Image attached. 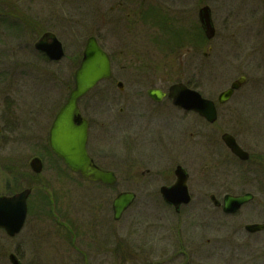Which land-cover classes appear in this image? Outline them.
Segmentation results:
<instances>
[{"label":"rangeland","instance_id":"374dc122","mask_svg":"<svg viewBox=\"0 0 264 264\" xmlns=\"http://www.w3.org/2000/svg\"><path fill=\"white\" fill-rule=\"evenodd\" d=\"M137 1L138 5L126 0H0V124L6 119L18 122L15 133L6 134V129H0V134H6L0 136V195L32 188L20 233L9 238L0 232V264H10L11 252L22 264H264V230L248 233L243 229L245 224L264 221L263 188L245 189L243 192L252 193L253 199L227 218L210 206L193 202L178 214L165 206H131L114 221L111 201L125 189V182L119 179L112 190L84 184L45 150V142H35L36 136L32 137L40 118L49 121L43 111L46 105L49 104L50 115L54 117L66 100L89 36H95L113 56L112 64L122 65L129 72L121 80L126 94L128 87L166 88L178 81L200 87L205 95L211 94L227 87L241 72L240 58L247 55L252 60L259 54L254 49L264 43V21L259 22L264 6L259 2L243 0L228 4L229 14L225 13L227 9L223 8L222 13L213 4L211 8L219 24L210 43L211 85H206L205 78L190 75L194 70L190 58L180 56L188 46H181L183 42L177 39L188 41L195 33L187 23L177 19V4L181 0H162L163 12L170 19L169 26L163 29L158 21L156 0H144V4ZM200 1L193 9L195 13L203 5L210 6L208 1ZM145 5L148 10L140 13L139 6ZM222 17H226L223 24ZM47 31L62 42L65 54L59 61L39 58L42 54L33 47ZM171 44L174 52L163 53L162 46ZM130 45L136 49L133 56L125 51ZM120 50L124 52L119 54ZM250 71L255 76L256 70ZM114 82L103 81L91 92L92 96L98 94L103 98L101 104L95 101V109L102 116L96 113L91 131L103 127V120L112 121L109 96L117 92ZM256 96L257 91L246 90L245 99L250 100L248 106L254 109L247 108L242 117L261 124L264 103ZM85 100L80 101L82 106ZM136 101L140 102L133 100ZM103 133L97 140L91 139L89 146L99 144L106 150H118L121 134L117 130L112 136ZM18 134L20 139L16 138ZM243 139L247 145L256 140L248 135ZM259 144L261 147L254 154L264 156V143ZM191 147L182 143L178 150ZM141 150L149 155L158 148L147 142ZM35 155L42 159L43 168L32 179L29 161ZM110 160L109 166H117L114 158L105 163ZM125 166L122 162L119 168ZM196 216L203 218L197 220ZM191 224L201 226L197 231L194 229L195 238L190 235ZM180 230L189 232L179 235Z\"/></svg>","mask_w":264,"mask_h":264},{"label":"flooded vegetation","instance_id":"af4514ba","mask_svg":"<svg viewBox=\"0 0 264 264\" xmlns=\"http://www.w3.org/2000/svg\"><path fill=\"white\" fill-rule=\"evenodd\" d=\"M126 1L128 4L133 2L136 3V5L139 4L137 0ZM140 1L141 4H144V0ZM206 1L210 3V6L208 7L210 9L211 21L215 29V35L219 23L217 16L213 12V7L211 8V6L213 4L217 5L222 13L223 8L225 10L227 9L225 13L229 14L231 11L228 13V4L237 3L238 1L243 2V0ZM255 1L264 6V0ZM201 2H203V0H201L200 3ZM196 3L197 0H181L177 4L179 7L177 19L179 20L180 18L181 23H187V26L195 32L190 35L188 41L183 38L182 40L178 38L177 42H183V45L181 44V46H188L185 54H180V56L182 55L186 58H190V62L193 64L194 68L190 75L195 78H205V81L207 82L205 84L211 85L212 69L210 64H208V59L212 51V45L210 43L214 37L211 39L205 37L199 23L198 11L195 13L193 10L195 9ZM163 5L164 2L162 0H156L155 8H158V21L160 22L162 29L164 26H169L170 24L169 17L166 16V12H163V9L165 8L162 7ZM139 7L138 11L140 13L143 10H148V5ZM110 8L112 9L114 7L111 6ZM152 9L153 6H150L149 10ZM258 9H260V7H258ZM262 11H264L263 7ZM261 14H263V17L260 16ZM226 17L221 18L222 24L226 21ZM173 19H175V17H173ZM262 20L264 21V12L259 14V22L261 23ZM97 43L108 55L110 60V77L104 81H110L112 83L115 80V88L117 89V92H113L110 94L111 96H109V103L112 105L111 115L113 118L112 121L103 120L104 123L101 122V126L103 127L97 128L96 132L91 131L92 126H95L96 116H102L97 112V109H95V101L98 100L99 104L100 100L103 99L100 97L102 95L97 94L92 96L93 94H91L97 86L78 101V110L79 116L87 123L86 150L89 157L98 168L111 172L115 181L113 184L94 182L83 178L79 173L73 172V174L79 177L81 182L93 187L112 190L119 179L124 181L126 186L125 189L116 193L112 201L121 192L131 193L133 195V200L129 207L165 206L171 208L174 213L178 214L181 209L194 202L199 206H210L217 212L223 214L222 216L225 218L233 216L244 204L253 199L252 193L243 192L245 189L255 190L259 187L264 189V156L254 154V151L261 147L259 143H264V120L261 121V124H254L253 121L255 119L242 117L244 110L247 108L254 109V107L250 105L248 106L250 100L245 99L246 90L253 89L254 91H257V96L255 98H262L261 100L264 103V43L261 42L262 44H259L254 49V52H259L260 55L258 54L252 60H250V56L248 57L247 55H243L240 58L239 65L241 72L238 73L225 88H221L211 94L205 95L203 89L193 86L189 84V82L184 83L178 81L171 83H182L187 88L197 91L204 100L210 101L215 111L214 119L206 118L194 109H185L184 107L173 104L169 97V87L171 84L166 88L159 86H149L147 88L128 87L127 89L129 93L126 94L124 92L126 87L121 80L128 76L129 72H126L125 67L122 65L115 66L112 64L113 56L102 47L98 40ZM126 49L127 50L125 51L129 55L131 52L132 56L133 51L136 50L134 49V45H130L129 48L127 47ZM162 49L163 53H165L164 51L174 52L175 47L171 44L164 47L162 46ZM123 52L124 50H120L119 54ZM171 55L173 56V54ZM163 56L165 57V54H163L162 57ZM43 57L46 58L44 55L39 56V58ZM202 61L205 63L202 64ZM251 69L252 71L254 69L256 70V74H254L255 76H253L250 71ZM131 76L132 74H130V77ZM241 77L244 79L243 83L238 88L233 89L224 101H219L221 94L227 92L230 89L232 82ZM118 84H120L121 87H118ZM149 90H158L160 92V98L156 100L150 97L148 95ZM82 100H85L83 106L80 103ZM133 100H140V102L136 101L134 103ZM164 101L166 102L165 104ZM231 102H233V106ZM237 105H239V107ZM43 111L45 117H49V121L46 123L45 120L40 118V124L37 126L36 123L34 124L36 128L33 131L34 134L32 137L36 136L34 138L35 142H45V150L51 153L47 143L48 131L54 117L50 115L51 110L49 109V104L46 105ZM236 111L237 114H235ZM17 123L16 120L9 122L6 119L4 123L0 124V129H6L4 132L6 134L11 132L15 133L16 128L14 126H17ZM47 124L48 128H46ZM110 125L111 129H109ZM12 127L15 128L14 131L12 130ZM116 130L117 133L121 134L120 147L118 150H115V148L106 150L105 148L100 147L99 144L93 147L89 146L91 139L96 138L97 140L102 132L112 136ZM4 133L0 134V136L5 137L6 134ZM13 135L14 134H11L10 136L12 137ZM246 135L249 137L251 136L252 138L254 137L256 140L249 143L250 145H247L243 139ZM20 137V134L16 135L17 139H20ZM225 137L233 138L238 147L248 154L247 159H242L233 153L225 143ZM147 142H150L158 148L157 151H154V154L148 155L141 150L142 145ZM182 143H184L185 147H191L193 145L191 148H194V150H178ZM119 150L122 151L119 152ZM33 157H38L42 162V159L39 156L35 155ZM111 158H114L118 167L109 166L111 160L105 163L106 160ZM120 158H124V161L122 162L126 163V166L123 169L119 168L122 163L119 161ZM36 175L38 174L32 173L31 178L34 179ZM174 186L175 197L178 196L176 190L182 188L185 189L188 196V201L186 203L181 202L178 205V208L175 207L173 203L167 201L163 192L164 190L172 189ZM241 188L242 190H240ZM30 189L32 192V188ZM245 194H250L251 198L242 203L234 213H226L223 211L225 196H244ZM195 218L199 220L200 218H203V216H196ZM259 223H264V221L250 224ZM191 225L192 227L190 226V229L192 231L190 232V235L195 238L194 229L197 231L201 226L199 225V227H197L195 224ZM246 225L247 224L244 225L243 229L248 232L245 229ZM261 231L262 230L248 233H258ZM0 232L6 235L1 228ZM186 232L189 231L183 232L180 230L178 233L179 235H187ZM12 254L18 258L15 253ZM181 254L184 255L185 252L182 251ZM258 260H260V257Z\"/></svg>","mask_w":264,"mask_h":264},{"label":"water","instance_id":"95a60500","mask_svg":"<svg viewBox=\"0 0 264 264\" xmlns=\"http://www.w3.org/2000/svg\"><path fill=\"white\" fill-rule=\"evenodd\" d=\"M198 19L206 38L214 36L215 30L210 18V10L203 6L198 11ZM37 51L44 53L49 59L58 61L64 56L61 42L51 32H45L34 43ZM110 76V61L107 54L98 46L96 38L90 36L86 39L82 58L78 67L74 71L73 88L62 107L56 113L48 131V146L50 150L59 157L64 165L73 172L80 173L84 178L99 181L106 184H113L115 179L111 172L103 171L96 167L85 149L86 143V121L79 116L77 102L80 97L91 90L100 80ZM244 79L238 78L232 82L230 89L221 94L219 101H224L232 92L238 88ZM118 87H121L118 84ZM148 95L156 100L160 98L158 90H149ZM169 97L173 104L194 109L209 119H214L215 111L210 101L204 100L201 95L194 90L187 88L182 83H175L169 87ZM225 143L233 153L242 159H247L248 154L243 151L233 138L225 137ZM31 170L39 173L42 164L39 158L30 160ZM164 190V197L168 202L178 208L181 202L188 201L185 189H178V196L175 197L174 189ZM30 189H24L11 196H0V227L9 236L16 235L24 222L26 216V199ZM251 198L250 194L244 196H225L223 211L234 213L238 207ZM133 195L130 193H120L113 200L112 209L114 219H118L123 210L130 204ZM245 229L248 232H256L264 229V223L247 224ZM10 264H21L14 254L9 255Z\"/></svg>","mask_w":264,"mask_h":264},{"label":"trees","instance_id":"16d2710c","mask_svg":"<svg viewBox=\"0 0 264 264\" xmlns=\"http://www.w3.org/2000/svg\"><path fill=\"white\" fill-rule=\"evenodd\" d=\"M9 192H14V191H9Z\"/></svg>","mask_w":264,"mask_h":264}]
</instances>
